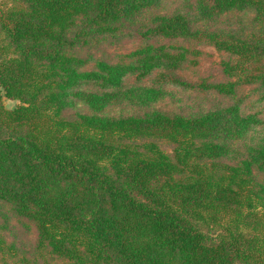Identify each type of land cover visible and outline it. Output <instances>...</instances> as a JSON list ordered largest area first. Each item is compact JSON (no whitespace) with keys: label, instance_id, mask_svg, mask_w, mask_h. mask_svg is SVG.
I'll use <instances>...</instances> for the list:
<instances>
[{"label":"trees","instance_id":"trees-1","mask_svg":"<svg viewBox=\"0 0 264 264\" xmlns=\"http://www.w3.org/2000/svg\"><path fill=\"white\" fill-rule=\"evenodd\" d=\"M169 3L1 0L0 264H264V0Z\"/></svg>","mask_w":264,"mask_h":264},{"label":"rangeland","instance_id":"rangeland-1","mask_svg":"<svg viewBox=\"0 0 264 264\" xmlns=\"http://www.w3.org/2000/svg\"><path fill=\"white\" fill-rule=\"evenodd\" d=\"M177 0H170V7H172ZM1 2V0H0ZM179 5V4H177ZM176 5V6H177ZM175 6V7H176ZM249 16V15H244ZM121 44H117L115 46L106 47L104 51L108 53H125L126 51L132 49L135 45V41L129 38L123 39ZM200 50L203 51L204 55L200 58V66L198 68L193 69L191 73L188 74L190 79L194 80L199 77H213L214 79H220L221 73L218 69L219 63V56L218 53L215 51L213 47L201 45L198 47ZM101 53L99 52L100 55ZM170 95L165 99V101L161 102V107L165 108L166 110L170 111H179L184 113H197L200 109L206 110L208 109L211 104L208 100L204 97V95L194 93L193 91H182L177 88L169 87L168 89ZM213 99V97H211ZM215 100V97H214ZM4 104L7 108L13 109L15 108L19 102L13 101L10 99H5ZM79 109H84L81 105L78 107ZM264 108V105H263ZM70 113L74 112L73 110L69 111ZM117 113V112H116ZM264 114V110H263ZM12 231H16V235H18L17 227L14 226ZM13 236H10V239H13Z\"/></svg>","mask_w":264,"mask_h":264}]
</instances>
